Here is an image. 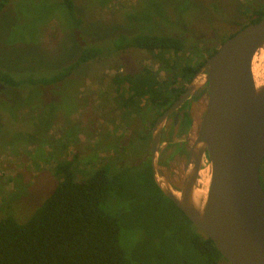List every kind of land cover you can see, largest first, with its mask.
I'll return each instance as SVG.
<instances>
[{
	"label": "rangeland",
	"instance_id": "rangeland-1",
	"mask_svg": "<svg viewBox=\"0 0 264 264\" xmlns=\"http://www.w3.org/2000/svg\"><path fill=\"white\" fill-rule=\"evenodd\" d=\"M254 1L75 0L83 20L76 30L62 0H10L0 12V67L15 77L53 75L74 61L81 46L110 47L133 31L181 36L186 47L178 59L197 64L239 29L236 19L260 0ZM162 66L159 53L130 48L105 52L54 85L0 83V216L10 212L25 222L59 181L58 161L76 158L77 178L108 164L115 184L103 206L121 221L128 264H204L177 241L181 214L147 176L157 111L147 104L137 112L143 99L136 108L123 106L126 88L114 82L143 67L164 78ZM260 178L264 188V164Z\"/></svg>",
	"mask_w": 264,
	"mask_h": 264
},
{
	"label": "trees",
	"instance_id": "trees-1",
	"mask_svg": "<svg viewBox=\"0 0 264 264\" xmlns=\"http://www.w3.org/2000/svg\"><path fill=\"white\" fill-rule=\"evenodd\" d=\"M9 2L10 0H0V12ZM62 3L67 11L64 13L69 25L72 29H79L83 20L78 14L75 0H62ZM257 3L252 7H243L248 9L244 10L243 15L240 14L241 19H236L238 22L235 23L240 26L237 31L264 18V3L261 0ZM185 47L186 43L181 36L125 32L112 41L110 47L102 48L95 42L81 46L74 61L53 75L38 78L15 77L0 67V83L12 88H19L27 83L50 86L71 77L77 69L105 52L130 48L156 52L168 74L166 77H160L152 68L143 67L138 72L119 74L114 78L117 88H126L123 90L127 91V98L121 100L123 106L136 108L137 100L143 99L144 106L137 112H142L147 104L151 106L148 105L150 109L157 111L151 121L154 125L162 110L183 92L182 86H176L177 82H181V85L190 82L206 59L216 52L214 50L197 64H182L183 56L179 60L177 53L184 52ZM148 158L144 162L149 164L148 179L181 214L177 218V241L185 242L193 248L204 264H223V261L231 264L213 241L162 192L154 180L150 156ZM75 162L76 158H72L56 163L54 173L60 176L59 181L38 208L32 210L34 213L25 222H19L15 215H9L12 214L10 212L0 216V264H128L121 240V221L103 206L115 184L110 176L109 165L103 164L93 173H87L85 176L91 175L86 178H77Z\"/></svg>",
	"mask_w": 264,
	"mask_h": 264
},
{
	"label": "water",
	"instance_id": "water-1",
	"mask_svg": "<svg viewBox=\"0 0 264 264\" xmlns=\"http://www.w3.org/2000/svg\"><path fill=\"white\" fill-rule=\"evenodd\" d=\"M260 53L264 18L226 39L152 129L150 159L156 184L231 264H264V83L258 85L253 73ZM205 88L207 109L182 186L176 188L159 163L162 132L169 115ZM201 180L206 183L197 202Z\"/></svg>",
	"mask_w": 264,
	"mask_h": 264
},
{
	"label": "flooded vegetation",
	"instance_id": "flooded-vegetation-1",
	"mask_svg": "<svg viewBox=\"0 0 264 264\" xmlns=\"http://www.w3.org/2000/svg\"><path fill=\"white\" fill-rule=\"evenodd\" d=\"M190 82L182 85L181 82H179L178 85L176 84L177 87L182 86L183 88V92L177 99L188 89ZM208 100L209 90L205 88L201 90L199 94L195 93L194 97L184 101L167 118L165 128L162 132L163 147L159 155V163L164 175L176 188L178 185L177 179L181 182L178 188L182 186L190 151L199 133L202 119L207 109ZM175 101H173V103ZM173 103L165 107L160 115L169 109ZM181 162H183V167ZM177 169H180L181 172H177Z\"/></svg>",
	"mask_w": 264,
	"mask_h": 264
},
{
	"label": "bare ground",
	"instance_id": "bare-ground-1",
	"mask_svg": "<svg viewBox=\"0 0 264 264\" xmlns=\"http://www.w3.org/2000/svg\"><path fill=\"white\" fill-rule=\"evenodd\" d=\"M258 61L264 62V53L258 54L256 62H255L254 67H253L255 82L258 85H260V84L264 83V63H262V62L258 63ZM202 174L204 175V172H202L201 175ZM202 178H204L206 180V175H204ZM205 183L206 182L204 180H201V185H200L201 188L196 190L195 198H196L197 202H199L202 198V195L204 193V191L202 189L204 188Z\"/></svg>",
	"mask_w": 264,
	"mask_h": 264
}]
</instances>
